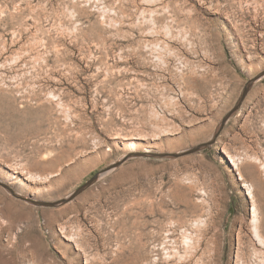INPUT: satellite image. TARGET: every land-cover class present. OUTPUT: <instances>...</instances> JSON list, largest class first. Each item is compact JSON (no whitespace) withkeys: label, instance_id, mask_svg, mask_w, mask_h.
<instances>
[{"label":"rangeland","instance_id":"1","mask_svg":"<svg viewBox=\"0 0 264 264\" xmlns=\"http://www.w3.org/2000/svg\"><path fill=\"white\" fill-rule=\"evenodd\" d=\"M263 71L264 0H0V264H264Z\"/></svg>","mask_w":264,"mask_h":264},{"label":"water","instance_id":"2","mask_svg":"<svg viewBox=\"0 0 264 264\" xmlns=\"http://www.w3.org/2000/svg\"><path fill=\"white\" fill-rule=\"evenodd\" d=\"M261 76H264V71L258 75L255 79L261 77ZM254 80V79H253ZM249 81L248 84L244 87L241 95H240V98L238 99L236 105L234 106L233 109H231V111L229 113H227V115L225 117H223L220 125H219V130L224 126L227 118L232 114L234 113L237 109H239L241 103H242V100L244 99V96L251 84V82L253 81ZM207 143H202V144H199L191 149H187L183 152H180V153H162V152H136L134 155L136 156H152V157H177L179 155H182V154H189V153H193L195 151H198L200 148L206 146ZM98 174L99 173H96L94 174L90 179H88L85 183H83L81 186H79L75 191H74V194H77L81 191H83L84 189H86L90 184H92L97 178H98ZM0 185L9 189L10 192L12 194H14L15 196H17L18 198H21V199H24V200H27L31 203H34V204H38V205H56L57 203H54V202H44V201H37V200H33V199H29V198H26V197H23V196H20L18 194H16L10 187H8L5 183H3L2 181H0Z\"/></svg>","mask_w":264,"mask_h":264},{"label":"bare ground","instance_id":"3","mask_svg":"<svg viewBox=\"0 0 264 264\" xmlns=\"http://www.w3.org/2000/svg\"><path fill=\"white\" fill-rule=\"evenodd\" d=\"M134 143V142H133ZM130 145V144H129ZM131 148L133 147V144H131V146H130ZM20 184V183H19ZM252 194V193H251ZM253 195V194H252ZM201 240V239H200ZM198 244H199V242H198ZM192 245H194V247L196 246L195 245V243H193ZM205 246V245H204ZM197 247V246H196ZM205 250V249H204ZM195 251V250H194ZM197 251V250H196ZM194 253H196V252H194ZM203 254H204V252H202ZM195 255V254H194ZM194 256H193V252H192V254L189 256V259H187V261L189 262V261H191L192 260V258H193ZM200 257H201V260H202V263H205L206 262V258L205 257H202V254H200ZM211 259V258H210ZM185 261V260H184ZM201 263V264H202Z\"/></svg>","mask_w":264,"mask_h":264}]
</instances>
